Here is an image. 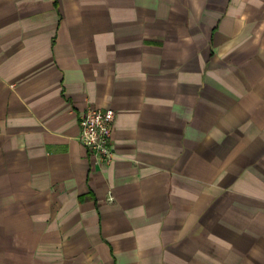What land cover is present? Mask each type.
Masks as SVG:
<instances>
[{"label":"crops","instance_id":"1","mask_svg":"<svg viewBox=\"0 0 264 264\" xmlns=\"http://www.w3.org/2000/svg\"><path fill=\"white\" fill-rule=\"evenodd\" d=\"M0 264H264V0H0Z\"/></svg>","mask_w":264,"mask_h":264},{"label":"built area","instance_id":"2","mask_svg":"<svg viewBox=\"0 0 264 264\" xmlns=\"http://www.w3.org/2000/svg\"><path fill=\"white\" fill-rule=\"evenodd\" d=\"M114 118L115 113L111 108L88 106L79 119L78 140L87 149L94 164L108 165L112 161Z\"/></svg>","mask_w":264,"mask_h":264}]
</instances>
